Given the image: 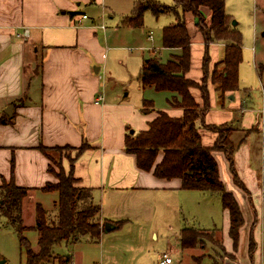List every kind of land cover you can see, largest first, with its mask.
<instances>
[{
  "label": "crops",
  "instance_id": "1",
  "mask_svg": "<svg viewBox=\"0 0 264 264\" xmlns=\"http://www.w3.org/2000/svg\"><path fill=\"white\" fill-rule=\"evenodd\" d=\"M112 1L0 0V116L13 105L12 115H7L11 122L0 124V184L3 179L13 177L17 184L30 188L23 199L22 216L31 229L36 221L37 203L49 211L35 193L54 192L41 189L47 182H53L54 176L48 169L50 159L40 145L76 150L71 157L62 159V166L67 171L73 169L78 185L92 189L93 200L101 207L103 233L98 241L89 238L90 250L80 239L74 243L71 253H58L47 264H63L66 256L71 258L69 264L108 263L111 244L106 245L112 236H122L129 229L125 227L137 223L143 226L149 219L152 234L157 237L158 226L153 219L156 214L160 216L159 207L166 209L162 215L170 225L171 219H177L182 212L178 206L187 197L185 194H190L193 201L202 197L207 203L212 198L216 203L221 202L225 216L223 227L204 228L218 230L226 251L232 253L230 217L219 201V194L186 189L180 177L164 178L155 175L153 170H143L138 167L135 154L125 149L131 128L134 133L147 129L159 110L179 117L183 109L171 104L173 93L153 87L145 88L148 95L131 100L105 93V67L112 47L108 44L107 26L104 23L105 29L101 28L100 21L109 9L112 11ZM83 14L87 17L83 18ZM127 15L122 14V21ZM193 30L194 27L189 29L191 39ZM195 38L191 43L187 77L199 82L204 77L202 63L206 46L203 38ZM149 39H153L152 32ZM128 49L133 51L134 47ZM166 49L169 56L174 51ZM207 50L209 65L214 70L224 58L225 45L212 42ZM208 86L210 105L196 121L203 144L212 146L219 139V133L208 125L231 126L227 139H244L233 155L243 187L235 182L225 154L214 152L220 177L236 196L244 217L236 258L225 264H264V86L262 96L251 102L240 90L222 97L212 82ZM160 92L167 95V106L157 108L155 98ZM191 92L202 104L201 93L194 88ZM100 94L102 99H98ZM144 100H152V106L145 108ZM83 143L88 147L78 153L77 148ZM163 154L159 151L156 163L162 160ZM30 197L35 202L30 204ZM27 214L29 221L25 220ZM188 226L183 224L179 233ZM251 240L256 245L254 251L249 249ZM97 252L99 262L91 260ZM194 261L192 264L201 263Z\"/></svg>",
  "mask_w": 264,
  "mask_h": 264
},
{
  "label": "trees",
  "instance_id": "2",
  "mask_svg": "<svg viewBox=\"0 0 264 264\" xmlns=\"http://www.w3.org/2000/svg\"><path fill=\"white\" fill-rule=\"evenodd\" d=\"M182 13L169 5H162L153 0L144 3L136 0L131 15L123 19L125 25L136 27L143 25L144 12L151 9L155 15L173 10L177 19L163 29V47L173 49L167 61L158 57L148 56L142 61L139 70V80L143 88L153 87L157 91L173 93L171 104L183 109L179 117L169 115L165 110H159L147 129L130 133L126 137L125 149L135 154L137 165L143 170H153L154 174L164 178L180 177L183 188L198 189L217 193L221 197L223 208L230 217V237L233 241L234 253L238 249L240 229L244 217L234 193L228 190L219 173V164L214 156L215 151H222L229 161L230 170L235 182L243 187L239 180L233 155L238 146L244 141L228 140L229 134H220L219 128L227 125H208L219 133L214 145L206 146L201 140V134L196 121L210 105L208 80V63L210 60L208 46L212 42L225 43L224 58L220 61L222 68L212 71L210 82L215 89L225 96L240 90L239 66L243 59V34L232 25L231 16L225 10V0H175V6ZM204 8L209 10V22L204 15ZM192 13L198 20L196 26L203 34L206 52L202 68L204 77L202 83L187 77L191 67V35L185 20L186 13ZM73 14V12H71ZM198 88L201 92L202 104L193 96L191 89ZM152 106V100H144L145 108ZM202 110V111H201ZM11 122V117L3 113L0 124ZM222 138V139H221ZM222 140V143H218ZM83 143L77 148L78 153L86 149ZM41 150L48 156L47 150L61 147H44ZM163 158L156 163L159 151ZM62 164V162H61ZM49 172L54 173L51 164ZM55 182H47L43 191H57L59 196L56 219L49 221L46 209L36 205V221L32 227L38 231L37 245L32 246L23 235L27 230L22 216V201L28 195L29 187L19 185L14 178L3 179L0 184V215L19 233L20 244L25 247L27 264H47L58 256L53 247L62 241L77 242L82 236L88 235L92 241H98L103 233L104 225L100 221L101 207L94 202L92 189L78 185L73 169L54 173ZM209 230H201L195 226L184 227L179 233L182 249L194 248L199 234ZM216 232L211 229L209 232ZM250 241V250H251ZM236 254V253H235ZM234 254V255H235ZM71 258L66 256L63 264H69Z\"/></svg>",
  "mask_w": 264,
  "mask_h": 264
},
{
  "label": "rangeland",
  "instance_id": "3",
  "mask_svg": "<svg viewBox=\"0 0 264 264\" xmlns=\"http://www.w3.org/2000/svg\"><path fill=\"white\" fill-rule=\"evenodd\" d=\"M135 1L136 0H113L111 4L112 11L109 9L107 14L101 19V21H103H100V23H105L107 26V35L109 37L108 44L112 47L109 51L108 62L105 67L104 91L106 94H117L130 100L135 97L142 98L146 96L147 93L146 89L141 86L138 78L143 57L154 56L164 62L168 60L169 51L163 47L162 41L163 29L177 19V15L173 10L161 13L157 16L151 9H147L144 12L143 25L136 27L125 25L122 23V14L131 15V4H134ZM142 1L144 3H151L153 0ZM155 1L162 5L174 7V9L178 10L179 14L182 13L181 8L177 5L175 6V0ZM225 10L231 16V21L237 22L235 26L243 34V59L239 66L240 94L247 95L246 98L251 102L258 96H262L261 93L264 86V0H225ZM203 11L209 22V10L204 8ZM195 17L196 16L190 12L185 14V20L189 29L194 27V30L191 32L193 41L196 39L195 37L203 38L201 30L195 27L196 23L194 25V22L198 20V18ZM151 32L153 34L152 40L149 39V33ZM196 42L197 41H195V43ZM129 47H134V50H129ZM222 66L223 65L219 63L215 68L221 69ZM208 69L209 72L207 76L210 84L213 65L210 64ZM199 82L202 83V80ZM194 89L200 92L198 88ZM128 92H130V95H126ZM155 99L157 108L167 106V95L165 92H160ZM232 128L233 127L228 125L223 126L219 128L220 134H230ZM234 140L233 142H236ZM218 143H222V140ZM47 153L54 173H58L62 168L67 172L61 164L62 159L71 157L77 152L71 147H61L60 150H47ZM54 173L53 182L56 181ZM35 196L47 206L46 208L49 210L47 212L48 220L53 221L56 219L58 209L57 204L55 205L54 203L58 200V192L40 191L35 193ZM185 197V200L182 199V203H179L178 206V208H182V212L177 219H171L170 225H168L167 220L164 219L162 215L166 209L159 207L160 216L156 214V218L153 219V222L156 223L155 225L158 226L157 237H154L152 234V224L148 218L147 224L143 226H140L138 223L132 226L130 224L124 228L129 229L125 231L122 236H112L113 239L108 241L106 245L107 247L111 244L110 261H108V263L158 264L159 256L164 251L169 252L173 259V262L170 264H192L193 259L195 260L193 263L198 260L201 261L200 264H225L226 261L234 260L236 258L234 250L232 253L226 251L221 233L218 232V230H215L216 232H209L211 229L204 228L223 227L225 216L221 202L216 203L212 198L210 202L207 203L206 198L202 197L193 201L190 198V194H185ZM213 197H216L215 199H220L216 195ZM29 200H31V202H29L30 204L35 202L33 197H30ZM176 214L178 215V212L175 213V217ZM25 220H30L29 214L26 215ZM183 224L195 226L204 231L209 230L206 233L202 231V233L199 234L197 245L194 249L184 250L180 245L178 235L180 227ZM26 227L27 230L23 235L34 247L37 242L38 231L33 228L29 229L28 226ZM19 238V233L7 223L6 217L0 215V258H8V261L4 264H27L25 247L23 245L21 246ZM88 239V235L82 236L81 242L83 245H88V249L90 250L92 244H90V239ZM251 242L250 251H254L256 245L253 240H251ZM74 243L75 242L62 241L54 245L53 252L55 254H69L75 247ZM119 244H121L122 247ZM96 248L99 250L98 245H96ZM69 249L71 250L69 251ZM191 253H193V256H191ZM3 255L5 257H3ZM98 255L97 252L96 255H93L91 260H97V262H99Z\"/></svg>",
  "mask_w": 264,
  "mask_h": 264
},
{
  "label": "built area",
  "instance_id": "4",
  "mask_svg": "<svg viewBox=\"0 0 264 264\" xmlns=\"http://www.w3.org/2000/svg\"><path fill=\"white\" fill-rule=\"evenodd\" d=\"M83 18H86L87 17V14H83L82 15ZM101 28L105 29V24L102 23L100 25ZM103 98V94H100L98 99H102ZM172 262V257L171 255L169 254V252H163L161 255H160V258L158 260V264H170Z\"/></svg>",
  "mask_w": 264,
  "mask_h": 264
},
{
  "label": "water",
  "instance_id": "5",
  "mask_svg": "<svg viewBox=\"0 0 264 264\" xmlns=\"http://www.w3.org/2000/svg\"><path fill=\"white\" fill-rule=\"evenodd\" d=\"M236 24H237L236 21H233V22H232V25L235 26ZM12 108H13V105H9V106L4 110V112H5L7 115L11 116L12 113H13ZM130 133H134V129H131ZM105 228H106V230L109 229L107 226H106ZM4 263H5V259H0V264H4Z\"/></svg>",
  "mask_w": 264,
  "mask_h": 264
}]
</instances>
